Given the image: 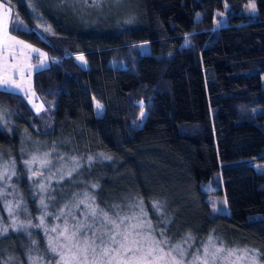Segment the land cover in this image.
<instances>
[{"label": "trees", "instance_id": "1", "mask_svg": "<svg viewBox=\"0 0 264 264\" xmlns=\"http://www.w3.org/2000/svg\"><path fill=\"white\" fill-rule=\"evenodd\" d=\"M249 1L131 0L122 18L94 25L55 7L37 8L38 22L26 0H9L11 33L51 60L34 75L41 113L0 91V163L14 161L30 216L38 197L24 161L50 150L81 165L54 191L67 193L59 204L86 190L106 211L142 202L157 237L211 238L264 264V0H253L255 15L244 12ZM45 238L0 235V264L49 255Z\"/></svg>", "mask_w": 264, "mask_h": 264}, {"label": "snow or ice", "instance_id": "2", "mask_svg": "<svg viewBox=\"0 0 264 264\" xmlns=\"http://www.w3.org/2000/svg\"><path fill=\"white\" fill-rule=\"evenodd\" d=\"M250 7L254 11L255 3H252ZM10 14L9 0H0V34L3 36V39H0V89L4 90L22 89V84L18 83L17 79L23 80L28 69L17 60V57L21 54L17 46L31 49V45L25 44L23 40H17L15 36H8L4 21L9 19ZM31 50L38 53L37 59L47 56L46 53H40L38 49ZM9 56L15 61L14 63H9ZM77 59L83 61L82 56L77 57ZM40 67H47L43 59L40 60ZM96 107L101 109L102 105L97 103ZM37 111H40V109L38 108ZM140 116L144 118V113L141 112ZM48 157V153H44L43 158L33 154L30 159L24 161L26 168L31 173L30 179L37 176L44 177V173L40 169L49 166ZM104 158L111 159V157ZM72 159L73 163L78 167V162L75 161V158ZM92 159V157H88L89 161ZM11 164V170H9L8 164H4L3 170L0 171V180L4 181L0 185V198H6L9 195L7 188L11 185L8 182L11 176L16 175L14 161ZM34 164L39 165L35 170H33ZM71 174V171L67 173L68 176H71ZM44 179H51V177H44ZM44 179L36 182L41 193L47 192L50 188V185L45 184ZM61 179H63V176H61ZM83 203L85 201L80 200L74 207H78L79 204ZM39 204L42 214L38 217V223L33 224L30 218L27 222H23L12 215V202L7 201L5 206L10 214L11 224L9 226L0 225V232L6 233L8 227L13 230L24 231L33 227L43 229L45 236L48 237V248L59 257V264H161V262L163 264H185V258L191 248L190 242L193 237L189 234L183 241V244L188 245L187 249L183 247L182 243H176L167 248L161 247L160 245H168L169 242L167 240H154L156 247L148 246L145 251L146 241L137 239V237L143 235V233L137 231L138 228L142 227L143 222L140 225H125L124 223L126 219H137L138 217L135 214L131 217H125L116 213L115 218H113L107 211L99 209V206L86 205L88 210L81 214L82 219H77L75 213L71 210L66 214L62 208L53 217L54 220H60L63 217L62 225L56 224L49 227L45 223L46 217L49 215L48 204L43 196L39 198ZM153 206L159 210L157 204ZM15 207H20L19 201ZM68 207V204L64 205V208ZM136 207L140 208L141 215L146 216L142 202L137 204ZM25 212H27L26 208ZM69 217H71V222ZM148 227H152L150 222H148ZM129 228L132 231H129ZM49 233H55L56 235L53 237ZM210 246L212 250H210ZM224 251L223 247H217L212 243V239L209 238L208 242L202 246V251L197 249L191 254L187 264H215L219 254ZM235 251L234 249H229L226 257L219 258L226 259L231 257L235 254ZM29 258L33 261V264H37V261L42 259V257L31 256Z\"/></svg>", "mask_w": 264, "mask_h": 264}, {"label": "rangeland", "instance_id": "3", "mask_svg": "<svg viewBox=\"0 0 264 264\" xmlns=\"http://www.w3.org/2000/svg\"><path fill=\"white\" fill-rule=\"evenodd\" d=\"M28 2V8H29V12L30 14L36 18V20L41 19V16L38 14L37 12V8L41 9L44 8L46 10L52 9V7H55V13L56 12H63V13H67L69 14L74 20H77L80 22L83 21L85 23H93L94 25L97 22H102V23H111L112 21H116L120 18H122L124 16V14H127V12L129 11L130 7H131V0H26ZM254 3V1H249V3L245 6L244 8V12L246 14L249 15H255L256 13V7L255 10L253 11L250 7V5ZM35 9V11H34ZM39 15V16H37ZM130 18H127L126 20H123V22H127L129 21ZM18 17L16 16L15 20H14V24L18 23ZM41 22V21H40ZM23 28L27 29V26L25 23H21L20 24ZM47 25V24H46ZM227 25V17L225 14H220L219 18L217 20L216 26L217 27H222V26H226ZM46 31H48V29H43L41 30L42 33H45ZM140 48L142 49V53L143 54H148L150 51V46L147 45H142L140 46ZM79 64L82 66V68L86 69L88 67L87 62L85 60V58L83 57V61L78 60ZM86 62V63H85ZM264 79V76H263ZM102 110V108L100 109ZM102 112V111H101ZM1 115V112H0ZM144 118H145V114H144ZM144 118H141V122L144 121ZM4 120V119H3ZM9 120H4V125L6 130H8V132H10L9 130H11L10 125H9ZM142 125V124H141ZM44 153H48L49 154V161L50 164L48 167L40 169L43 173H44V177H51V179H44V177H34V178H29L31 176V173L29 171H27V175H28V179L31 182H34V191H36V196L38 197L37 200V204L39 207V212L35 215V216H30L31 214L29 213V210L22 198L21 192L19 191L18 187L16 186L14 179H15V175L11 176L10 181L8 182L11 186H9L7 188V192L9 193V195L6 198H0V225L2 226H9L11 224V218H10V214L6 208V203L7 201H11L12 205H13V213L12 215H14L19 221H23V222H27V220L30 218L32 220L33 224H37L38 223V217L41 216L42 214V210L40 208V204H39V198L41 196H43L45 198V202L48 204V211H49V215L46 217L45 223L51 227L53 225L56 224H61L62 225V220L63 217H61L60 220H54L53 217L58 213V211L60 209H64L65 213L67 214L69 212V210H71L72 212L75 213L77 219H82V213L87 212V207L86 205H92L93 207L97 206V204L94 201V198L92 197L90 192H87V190L82 193V194H73L72 196H66L65 199H63L61 201V204H59V200H56L57 197H62L64 195H66L67 193L65 192V190L60 189L57 192V197L54 195V191L59 189L61 187V183L66 181L67 179L71 178V176L76 173L78 171V169L80 168V163L78 162L77 159H75L76 162H78L79 166L76 167V165L73 163V159L67 160V159H63V158H57L56 156L54 157V154H56L53 151H42V152H38V153H34L39 155L41 158H43V154ZM33 154H30V158ZM57 155V154H56ZM28 158V159H30ZM3 163H0V171L3 170ZM9 165V164H8ZM39 165L38 164H34L33 165V170H35L36 168H38ZM9 170H11V166L9 165ZM28 170V169H27ZM71 171V176H68L67 173ZM61 176H63V179H61ZM7 179V178H5ZM44 179V182L46 185H50V188L48 189L47 192L45 193H41L39 190V187L37 185V181ZM4 183L3 180H0V185H2ZM208 189H210V187H207ZM13 189H15V191H13ZM80 200H84L85 203L83 204H79L78 207H74V205H76ZM20 202V207L16 208L15 205L17 202ZM56 201V203H55ZM68 204L69 207L68 208H64V205ZM139 204L138 202L136 203H131L129 205H127L126 207L121 209H115L116 211L114 212V210L112 211H108L110 216H113V218H115L116 213H119L121 216H125V217H131L134 214L138 217L137 219H131V220H125L124 223L125 225H140L141 222H143L142 227L138 228L137 231H140L141 233H143L142 236L137 237V239H142L144 241H146L145 246H144V250L146 251L148 246H152V247H156V244L154 243L155 241H159V240H166L165 238H160L157 237L155 234V231L153 230V227L149 228L148 227V216L146 214V216L141 215L140 214V208L136 207V205ZM25 208L27 209V212H25ZM100 209V208H99ZM213 209L218 211V205L217 203L214 204ZM144 210V208H143ZM106 211V210H105ZM145 212V210H144ZM146 213V212H145ZM69 220L71 222V217H69ZM151 223V222H150ZM152 226V224H151ZM18 231V230H13L11 227H8V231L6 233H8L9 231ZM34 230H38L40 232H42L43 236H45V233L43 231V229L39 228V227H33V228H29L27 229V233H30L31 231ZM24 231V230H21ZM129 231H132L131 228H129ZM4 232H0V235L6 234ZM50 236L55 237V233H49ZM45 240H46V245L48 248V237L45 236ZM186 239V238H185ZM183 239L182 241H179L177 243H182L185 240ZM208 242V240L204 243H202L199 246H196L195 243L193 242V240L190 242L191 243V248L189 249L188 252V256L185 258V264H187V260L188 258L191 256V254L193 252H195L197 249H200L202 251V246L204 244H206ZM212 243L215 244L217 247H223V249H225L224 252H221L219 254V257H226L227 256V250H229V248H226L225 246H223L222 244L217 243L214 239H212ZM176 243H168V245H160L161 247H170L172 245H175ZM183 247H185L186 249L188 248L187 244H183ZM235 251V254L232 255L231 257H227L226 259H220L219 257L216 259L215 264H262L259 260V257L257 256V254L252 251V250H248V249H237V248H233ZM210 250L211 246H210ZM48 254L46 255H42L40 253H38L37 251H32L27 255V264H33V261L29 258L31 257H42L41 260L37 261V264H59V257L55 254L52 253L49 248H48ZM9 261H7L5 264H15V260L14 259H8ZM161 264H163V262H161Z\"/></svg>", "mask_w": 264, "mask_h": 264}, {"label": "crops", "instance_id": "4", "mask_svg": "<svg viewBox=\"0 0 264 264\" xmlns=\"http://www.w3.org/2000/svg\"><path fill=\"white\" fill-rule=\"evenodd\" d=\"M10 8H11L10 17L6 21H4V24L6 25V30H7L8 36L12 37L14 35L11 33V26L14 24V20L17 16V13L15 12L14 8L11 7V5H10ZM15 38L17 40H21V39L17 38L16 36H15ZM0 39H3L2 34H0ZM24 42H25V44L31 45L26 41H24ZM17 47H19V50L21 53L17 57V60L28 69L25 72L23 80L17 79V82L22 84V89H11V90L0 89V91L11 92V93L22 95L27 100V102L31 106L32 110L36 114H39L45 110V106L34 90V87H33L34 86V75L38 71L49 68V66L51 64V60L48 57V55L46 57H41L40 59H37L38 53L33 52L31 49H38L40 53H46V52L41 50L40 48L33 46V45H31V49L24 48L22 46H17ZM41 59L44 60V62L47 64V67H44V68L40 67V60ZM8 60H9V63L15 62L12 60L11 56L8 57ZM38 108L40 109V111H37Z\"/></svg>", "mask_w": 264, "mask_h": 264}]
</instances>
